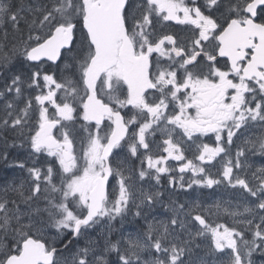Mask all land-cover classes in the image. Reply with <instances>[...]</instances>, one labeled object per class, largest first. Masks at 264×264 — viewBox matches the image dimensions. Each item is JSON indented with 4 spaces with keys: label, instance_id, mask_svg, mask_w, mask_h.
Wrapping results in <instances>:
<instances>
[{
    "label": "snow or ice",
    "instance_id": "obj_1",
    "mask_svg": "<svg viewBox=\"0 0 264 264\" xmlns=\"http://www.w3.org/2000/svg\"><path fill=\"white\" fill-rule=\"evenodd\" d=\"M0 165V264H264V0H0Z\"/></svg>",
    "mask_w": 264,
    "mask_h": 264
},
{
    "label": "flooded vegetation",
    "instance_id": "obj_2",
    "mask_svg": "<svg viewBox=\"0 0 264 264\" xmlns=\"http://www.w3.org/2000/svg\"><path fill=\"white\" fill-rule=\"evenodd\" d=\"M3 172H4V176L3 178H7V177H11V176H14V175H17V172H11L12 169H9V168H4L3 167Z\"/></svg>",
    "mask_w": 264,
    "mask_h": 264
},
{
    "label": "rangeland",
    "instance_id": "obj_3",
    "mask_svg": "<svg viewBox=\"0 0 264 264\" xmlns=\"http://www.w3.org/2000/svg\"><path fill=\"white\" fill-rule=\"evenodd\" d=\"M11 172H15L14 170H11ZM17 175H18V172H17ZM3 176H4V172L2 171V169L0 168V179H3ZM12 177V176H11ZM205 193H208L210 192L211 190H203ZM196 193H194L195 195ZM219 195H225L226 196V193L223 192V190H221L220 193H218V196Z\"/></svg>",
    "mask_w": 264,
    "mask_h": 264
},
{
    "label": "trees",
    "instance_id": "obj_4",
    "mask_svg": "<svg viewBox=\"0 0 264 264\" xmlns=\"http://www.w3.org/2000/svg\"><path fill=\"white\" fill-rule=\"evenodd\" d=\"M0 168L2 169V171L4 170L2 165H0Z\"/></svg>",
    "mask_w": 264,
    "mask_h": 264
}]
</instances>
